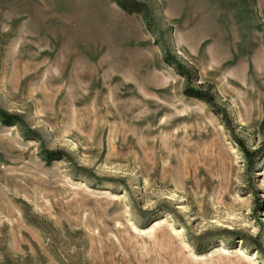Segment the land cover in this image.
I'll return each instance as SVG.
<instances>
[{"label":"rangeland","instance_id":"374dc122","mask_svg":"<svg viewBox=\"0 0 264 264\" xmlns=\"http://www.w3.org/2000/svg\"><path fill=\"white\" fill-rule=\"evenodd\" d=\"M135 1L0 0V264H264V0Z\"/></svg>","mask_w":264,"mask_h":264},{"label":"trees","instance_id":"16d2710c","mask_svg":"<svg viewBox=\"0 0 264 264\" xmlns=\"http://www.w3.org/2000/svg\"><path fill=\"white\" fill-rule=\"evenodd\" d=\"M118 7L124 11L125 13L131 15V14H142L144 21L147 23L149 20V14L147 12V8L144 4L137 2L135 0H115ZM169 53H166V56L164 57V62L167 65H171L174 67L176 73L181 76L184 79H188L191 77V73L188 69H186L184 66H182L178 62H171L169 60ZM184 95L188 98L197 99L200 101H203L207 104H212L213 100L209 97V95L206 93L204 94L202 91L195 90V89H186L184 91ZM19 118L17 116H10L7 113H5L3 110L0 109V122L4 126H12L16 123H18ZM46 157L48 158V161L50 160H59L61 157H63V153L60 152H47Z\"/></svg>","mask_w":264,"mask_h":264}]
</instances>
